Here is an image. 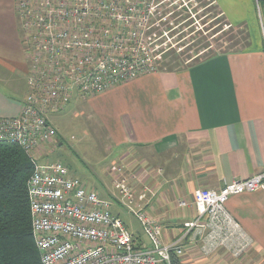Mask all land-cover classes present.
I'll list each match as a JSON object with an SVG mask.
<instances>
[{"label":"built area","instance_id":"built-area-1","mask_svg":"<svg viewBox=\"0 0 264 264\" xmlns=\"http://www.w3.org/2000/svg\"><path fill=\"white\" fill-rule=\"evenodd\" d=\"M166 1L17 0L29 92L19 115L0 117V142L19 145L33 161L28 196L42 264H173V257L190 247L239 258L254 243L227 202L234 195L264 191V171L220 189L195 190L194 217L169 241L146 209L150 189L136 195L127 183L114 180L119 204L140 222L150 240L146 245L109 199L60 161H41V151L47 154L57 135L50 115L77 95L89 98L158 70L149 30Z\"/></svg>","mask_w":264,"mask_h":264},{"label":"crops","instance_id":"crops-1","mask_svg":"<svg viewBox=\"0 0 264 264\" xmlns=\"http://www.w3.org/2000/svg\"><path fill=\"white\" fill-rule=\"evenodd\" d=\"M214 1L231 26L249 31L252 48L216 52L80 97L113 146L123 147L126 158L134 152L137 178L151 190L146 209L162 224L165 241L194 217L195 190L264 171V13L255 0ZM16 11V0H0V117L19 115L29 92ZM227 207L253 238L245 255L264 264V191L234 195Z\"/></svg>","mask_w":264,"mask_h":264},{"label":"rangeland","instance_id":"rangeland-1","mask_svg":"<svg viewBox=\"0 0 264 264\" xmlns=\"http://www.w3.org/2000/svg\"><path fill=\"white\" fill-rule=\"evenodd\" d=\"M256 7L264 13V4ZM160 11L161 15L149 30L158 70L176 67L183 62L195 64L204 58L206 52H237L252 48L249 31L231 26L214 0H167L160 6ZM17 18L20 27L18 13ZM87 101L77 95L65 109L49 116L57 135L47 154L41 151V161H60L67 166L71 175L79 177L89 188L109 199L112 210L140 236L142 243L149 245L150 240L137 218L117 203V190L113 185L114 180L124 181L136 195L144 192L146 186L137 178L135 154L132 152L126 158L123 147L113 146ZM147 193L149 197L151 190ZM179 260L183 264H259L247 255L236 258L223 250L205 255L198 247L188 248Z\"/></svg>","mask_w":264,"mask_h":264},{"label":"trees","instance_id":"trees-1","mask_svg":"<svg viewBox=\"0 0 264 264\" xmlns=\"http://www.w3.org/2000/svg\"><path fill=\"white\" fill-rule=\"evenodd\" d=\"M206 54L203 57L213 53ZM33 169L31 157L19 145L0 142V264H42L33 237L28 196L27 182ZM172 262L183 264L179 257H173Z\"/></svg>","mask_w":264,"mask_h":264}]
</instances>
